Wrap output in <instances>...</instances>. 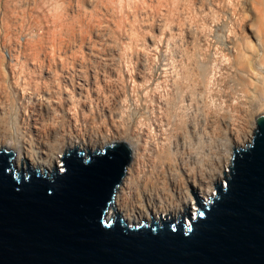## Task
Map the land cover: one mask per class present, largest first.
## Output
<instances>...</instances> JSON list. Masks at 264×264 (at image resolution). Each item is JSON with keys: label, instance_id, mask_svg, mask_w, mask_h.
<instances>
[{"label": "bare ground", "instance_id": "6f19581e", "mask_svg": "<svg viewBox=\"0 0 264 264\" xmlns=\"http://www.w3.org/2000/svg\"><path fill=\"white\" fill-rule=\"evenodd\" d=\"M68 10L24 29V43L6 25L0 150L10 168L50 175L71 150L125 145L110 207L127 225L184 217L190 226V207L215 196L264 109V0H96ZM222 125L233 152L215 141Z\"/></svg>", "mask_w": 264, "mask_h": 264}, {"label": "water", "instance_id": "95a60500", "mask_svg": "<svg viewBox=\"0 0 264 264\" xmlns=\"http://www.w3.org/2000/svg\"><path fill=\"white\" fill-rule=\"evenodd\" d=\"M125 145L66 155L48 175L10 168L0 151V264H264V115L234 150L226 186L184 222L108 217L129 161Z\"/></svg>", "mask_w": 264, "mask_h": 264}, {"label": "rangeland", "instance_id": "374dc122", "mask_svg": "<svg viewBox=\"0 0 264 264\" xmlns=\"http://www.w3.org/2000/svg\"><path fill=\"white\" fill-rule=\"evenodd\" d=\"M92 1H96V0H0V41H1L0 42V45H1L0 50H1V52H3V54L6 57L9 56L8 49L6 48L7 46H5V44H2L3 40H1L2 37L4 36L5 32H6L5 30H7V28H6L7 24H9L8 26L12 25L10 27V29L13 30L14 32L16 31V36L18 35L17 38L21 39L20 41L22 43H24L27 40L26 34H28L31 30V29H29V27H31V26L37 27L38 22L51 21L55 15H59V16L66 15V14L70 13V10H68L70 7H73V9H76V8L87 9V8H89L90 3H92ZM247 15H248L247 16L248 22L252 23L253 18H252L250 11L247 12ZM33 27H31V28H33ZM12 28H15V29H12ZM27 28H28V33L26 32L27 30H24ZM221 31H222L221 29L217 31L216 38H217V40L225 43V41H223V40H225V37ZM245 32H246L245 34L248 35L249 30H247ZM22 35H24V37ZM249 39L252 40V38H249ZM260 115H264V109H261L259 111L257 110V112H255L253 118L251 119V122L250 123L248 122L249 127H250V125L252 126L253 122L255 123V126H256V118ZM221 127H224V129L223 128L221 129ZM221 127H220V129H221L220 132L221 131L222 132L220 135H218V134H217L218 136L216 135L217 138L215 137V141L218 139L219 140V141L217 140L218 144H221L222 146L226 147L227 148L226 150H228L229 152H233V150L230 148L231 144H232L231 130L230 129L228 130L229 127L227 128L226 125H222ZM220 132L218 131V133H220ZM249 145H250L249 142H246V141L242 142L241 141L237 145L236 150L246 148ZM109 146H113V145H108L107 147H109ZM105 148L104 147L97 148L94 151H91V150L83 151V150L75 149V150H71L66 155L71 154V153H75L78 151L77 153H80L83 158H88L90 155H92L94 153L104 152ZM6 151H8V150H6ZM232 157H231V161L233 159ZM11 160H14V156H13V159H11ZM12 169L16 173H17V171H19V170H17V168L14 165H13ZM28 171H30V169L19 171V173H24L26 175L28 173ZM32 171H37V172H39L40 175H44L45 173H46L45 175H49L48 171L42 173L41 169H39V168L33 169ZM55 171H61L60 167L55 168L52 173H54ZM219 185H222V186L226 185V176L224 177L222 182L216 186V188L214 190L215 196L217 195V187ZM212 198L213 197L210 196L209 199H205V200L202 199V201L204 203L208 204V203H210ZM113 207H114V205L112 204L110 207L109 214L113 215V216L115 214H117L121 217L122 215L117 213L116 209H113ZM197 210L198 211L200 210L199 207ZM186 214L190 215V212L187 211L185 213V216H186ZM186 219H188L187 216H186Z\"/></svg>", "mask_w": 264, "mask_h": 264}]
</instances>
